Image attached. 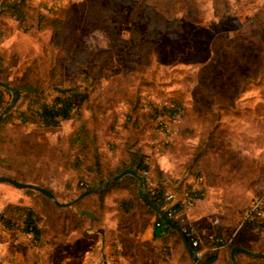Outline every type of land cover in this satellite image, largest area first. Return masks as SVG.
<instances>
[{
    "label": "rangeland",
    "instance_id": "1",
    "mask_svg": "<svg viewBox=\"0 0 264 264\" xmlns=\"http://www.w3.org/2000/svg\"><path fill=\"white\" fill-rule=\"evenodd\" d=\"M26 2L30 4L28 22L8 21L6 37L0 43V55L5 59L3 74L19 84L27 78L36 79L43 90L38 93V102L19 93L9 111L13 113L2 124L0 175L47 187L61 202L79 197L97 182L100 171L91 159L84 158L92 149L89 143L91 149L74 139L80 120L65 119L58 126L22 121L20 112L37 108L40 102L52 101L59 94L55 86L77 84L89 90L90 100L83 106L82 115L97 133L105 177L127 157L125 149L132 141L150 156L149 187L144 185V192L174 187L178 197L181 188L197 176L209 134L220 125L218 115L225 112L218 104L220 99L225 95L250 100L264 96V0ZM53 18L64 21L63 31L48 26ZM73 48L81 53L77 63L69 56ZM235 82L237 87L226 88ZM12 97V91H5L6 103ZM170 98L186 106L184 125L177 134L158 130L152 109V104L160 105ZM259 108L258 138L239 136L237 131H233L237 138H225L227 131L223 130L221 160L232 167L224 170L226 176L249 178L250 157L234 151L236 146L229 145L228 140L241 145L242 139H253L259 147L250 151L259 161L254 167L260 179L264 178V105ZM249 116L243 115L241 123L251 124ZM206 162L215 164L217 160L208 158ZM9 184L13 199L20 197L18 204L36 209L42 227L38 256L51 253L55 262L75 253V229L92 225L90 216L80 218L83 208L96 212L95 223L102 233L105 223L141 230L156 220L143 203L142 186L137 184L91 191L68 206L57 204L40 190ZM263 189L260 187L259 192ZM18 204L4 206L5 221L20 220L14 214ZM69 235L71 244L65 245ZM170 241L176 254L184 252L177 233ZM100 248L105 259L104 243Z\"/></svg>",
    "mask_w": 264,
    "mask_h": 264
},
{
    "label": "crops",
    "instance_id": "2",
    "mask_svg": "<svg viewBox=\"0 0 264 264\" xmlns=\"http://www.w3.org/2000/svg\"><path fill=\"white\" fill-rule=\"evenodd\" d=\"M9 21L13 23L15 20L11 18ZM5 37L6 35H3L0 43ZM237 86L238 83L235 82L226 85V88ZM220 100L221 102L218 104L221 105V110L224 111L225 109L224 113L219 114L220 125L218 129L221 131H217L215 138L208 145L206 154L200 161L204 180L200 182L196 177L190 179L195 186L204 188L203 195L197 199L192 207L185 208L182 213L193 227L196 236L201 240V257L207 253H216L212 264H235L232 257L234 246L238 245L254 252L264 253L263 230L253 225H246L239 229L232 243L216 250L212 249V245L216 243L219 236L229 237L233 233L241 218L244 203L259 193V188L264 186V182L260 180L259 171L256 170L257 166L254 167V163L259 161L254 157V153L250 152L253 149H259L257 141L242 139V144L238 145L236 141L228 140L229 145L232 143V146H236L234 151L251 159L249 162L252 173L247 180L240 176L235 177L234 174L225 175L224 170H232V167L221 160L223 153H221L219 143L222 142L220 138L223 130L227 131L224 135L225 138L232 136L237 138L238 134L235 135L233 131H237L239 136L258 138L259 122L262 117L259 106L264 105V96L250 100L243 96L225 95ZM243 115H250L249 117L256 122L252 121L248 125L242 124ZM247 127L250 129H245ZM232 146H230L231 149ZM208 158L217 160V162L208 164L206 162ZM10 185L12 184L6 181L0 182V264H197L188 252L183 240L182 247L185 253L176 254L173 242L170 241L168 243L170 254L159 259L157 254L159 248L156 245L163 243V238H155L154 224L141 230H131L125 225L107 226L108 224L105 223L106 230L105 233H102L95 223L97 214L94 211H92L94 218L90 217L92 225H81L75 229V253L67 254L66 257L60 258L56 262L54 261L55 256L52 258L51 253L42 258L38 256L39 250L42 248L40 241L35 240L33 232L22 229L23 214L14 213L21 218L17 222L10 217L14 223L11 226L7 225L9 220L5 221L3 217L5 215L4 206L6 204L8 206L13 205V203L18 204L20 200L19 195L15 200L13 199V190L8 188L11 187ZM9 191L11 193H8ZM11 212L10 215H12ZM83 217L80 211V218ZM71 235H69V241L65 245L71 244ZM169 239H172V235L169 236ZM101 243H104L105 259L100 256ZM57 249L58 247L54 248L55 251ZM235 257L239 264H264V256L250 254L243 250L237 251Z\"/></svg>",
    "mask_w": 264,
    "mask_h": 264
},
{
    "label": "trees",
    "instance_id": "3",
    "mask_svg": "<svg viewBox=\"0 0 264 264\" xmlns=\"http://www.w3.org/2000/svg\"><path fill=\"white\" fill-rule=\"evenodd\" d=\"M29 7H30V4H28L26 0H0V41L3 35H6L7 30L5 29H6V25L8 24L9 19L12 18L14 20H17L20 23L28 22V17L30 16V14H28L27 11L30 9ZM44 16L41 15L42 18H44ZM49 21H50L48 25L49 27L63 31L61 28L62 26L65 25L63 20H60V18H53V19H49ZM144 44H146V42ZM78 51L79 50H76L73 48L72 53L69 55L74 59L73 61H75V63L78 62L80 55H81V53ZM79 63L81 64L82 62L79 61ZM4 70H5V59L3 56L0 55V79L14 86L19 91L20 95L24 93L25 97L30 99L32 102L33 101L38 102V98H39L38 93H41L42 92L41 90H43V86L41 83H38L36 79L34 80L32 78H29V79L27 78L26 81H24L21 84L12 82L4 78V74H3ZM55 89L59 92V94L54 96L52 101L44 100L40 102L39 107L37 108L30 107L29 110H25V111L23 110L22 112H20V116L22 118V121L24 122H27L29 120L38 121L44 126H58L63 120L70 119V118L80 120L79 127L74 133L75 135L74 139L75 141L80 142L82 145L84 144L85 147L89 149L92 148L90 150L91 154L90 152H89V155L84 154V158L91 159V161L95 164L96 169L97 170L99 169L98 171H100V175H99L97 182L89 186L85 191H91L94 188L101 186L106 181L113 179L115 176L119 175L121 172L129 168L137 170L139 173H141L143 176V179L138 178L134 174L128 173L122 178H120L118 181L110 184L107 187L102 188V190H106V189H109L117 185L127 186V185H132V184L141 185L142 189L144 185H147L149 187L148 173L151 170L150 156L146 154L145 152H143L142 148L136 146V144L132 141L127 144V147H126L127 149H125L127 157L121 160L117 164V166H115L116 171H111V174L108 177L104 176V173L102 171V167H103L102 160L100 159L101 152L99 151V148L97 146L98 144L97 143L98 141L97 133L95 130L91 128L89 120L83 118V115H82L83 106L86 103H88L90 100L89 90L87 88L82 89L81 86L77 84L66 86V87L57 85L55 86ZM9 90L10 89H8L6 86L0 84V113L8 105V103H6L5 101V91H9ZM222 107H226V106H222ZM152 109H155L154 117L157 119L156 126L158 130L161 129L159 121L162 118L166 120H172L176 114H180L181 123H180V128H179L178 133L181 132L183 125H184V122H182V120H184L185 113H186V106L184 105L183 102H180L179 100L175 98H170L168 100V103H163L160 105L152 104ZM11 113L13 112L12 111L9 112V114H6L0 120V129L2 128V124L4 123V121L8 118V116L11 115ZM210 117H214V114L213 116H210ZM217 128H214L213 130H211V133L209 134V137H210L209 143L213 141V139L215 138V135L218 131ZM87 143H89L91 148L88 146ZM83 147H81L82 150L85 149ZM207 150H208V147L204 148L202 153L205 154ZM88 151L89 150L86 149V152ZM202 155L200 157H202ZM91 168H93V166H91ZM202 174H203V169L200 167L197 170L196 177H199ZM260 180L264 182V178ZM160 183H162V181H160ZM44 188L47 189L49 192H51L55 196L54 192L51 189L47 187H44ZM26 189L29 191L37 190L34 188H26ZM165 189H166L165 187H161L157 189L156 191L152 190L150 193L148 192L147 193L149 194V197L158 206H160L172 220L178 223L185 230L187 238L192 244L193 248L196 251L199 250L200 244L196 245L194 243V238H196L197 236L194 233V231H191L192 226L189 223V221L187 219L181 220L180 218H176L172 216L168 210L164 209V205L166 203L167 192L169 191L176 192L175 191L176 188L174 187H172V189L168 191H166ZM187 189L198 192L199 198L203 195V192H204V188L202 186H198V185L195 186L192 183H189L188 185L185 184V186L182 187L180 191L183 193ZM263 190L259 192L257 195H260L263 192ZM140 194H141L140 196L144 200L141 191H140ZM143 203H145L156 215V220L154 222V236L155 238H160V237L163 238V243L156 245L159 249L162 250V251L160 250L158 251V255L160 259H162L166 255L170 254L169 247H168L169 236L174 233H177L182 240H183V237L181 233L179 232V230L175 226L169 224L159 214L158 211H156L153 207H151L145 200ZM14 207H15L14 209L16 213L23 214L22 229L24 231L33 232L35 240L38 241L42 234V227L39 224V219L37 218L38 216H37L36 209L29 205H21V204L15 205ZM173 207H177L178 209H181L182 211L185 209L179 202L173 204ZM83 216H90V215L83 214ZM13 224L14 223L12 222L11 219L7 222L8 226H11ZM247 225H253L254 227H257L264 231V222L263 223L254 222V223L247 224ZM215 254L216 253H207L203 255L202 257L203 262L205 264H212L216 257Z\"/></svg>",
    "mask_w": 264,
    "mask_h": 264
},
{
    "label": "built area",
    "instance_id": "4",
    "mask_svg": "<svg viewBox=\"0 0 264 264\" xmlns=\"http://www.w3.org/2000/svg\"><path fill=\"white\" fill-rule=\"evenodd\" d=\"M164 103H168V100ZM160 128L167 134H177L180 128L181 116L180 114H176L172 120H166L162 118L160 121ZM199 181L202 182L204 180V175H200L198 177ZM197 199H199L198 192L194 190H185L180 197L177 196L175 192L169 191L166 194V203L164 205V209L168 210L169 213L181 220H185V217L182 213L181 209L177 207H173V204L179 202L184 208L192 207ZM174 202L173 204H171ZM254 222H264V190L260 195H256L250 203H248L243 209L241 213V218L236 229L229 237L219 236L214 245H212V249H219L225 247L226 245L233 242L236 233L240 228L246 226L247 224H251ZM193 230V227L191 228ZM194 243L199 245L201 243L200 238H194ZM197 253L202 256V250H197Z\"/></svg>",
    "mask_w": 264,
    "mask_h": 264
},
{
    "label": "water",
    "instance_id": "5",
    "mask_svg": "<svg viewBox=\"0 0 264 264\" xmlns=\"http://www.w3.org/2000/svg\"><path fill=\"white\" fill-rule=\"evenodd\" d=\"M0 84L6 86L8 89L12 90L13 92V97H12V100L11 102L4 108V110L0 113V120L4 117L5 114H7L12 108L13 106L15 105L18 97H19V91L12 85L4 82L3 80L0 79ZM128 173H131V174H134L136 175L138 178L140 179H143V176L141 173H139L137 170H134V169H126L124 170L123 172H121L119 175L115 176L113 179L111 180H108L106 181L104 184H102L101 186H98L96 188H94L93 190L91 191H97V190H100L104 187H107L109 186L110 184L118 181L120 178H122L123 176H125L126 174ZM0 181H9L19 187H22V188H34V189H37V190H40L41 192H43L45 195H47L48 197H50L51 199H53L57 204L61 205V206H68V205H71L73 203H75L76 201H78L80 198H82L83 196H85L86 194H88L89 192L91 191H85L83 192L79 197L75 198L74 200H71L69 202H61L59 201L51 192H49L47 189H45L43 186L39 185V184H36V183H33V182H24V181H20V180H17L13 177H10V176H4V175H0ZM142 192V196L144 198V200L151 206L153 207L156 211L159 212V214L171 225L175 226L179 232L181 233L182 237H183V241H184V244L186 245V248L188 250V252L190 253V255L193 257L194 261L197 263V264H205L202 260V257L197 253V251L193 248L192 244L190 243V241L188 240L187 238V235L185 233V230L178 224L176 223L174 220H172L167 214L166 212L160 207L158 206L150 197H149V194L147 192H144V190L142 189L141 190ZM81 213L82 214H89L91 216V218H94V213L90 210H87V209H82L81 210ZM239 250H243V251H246L250 254H258V255H261V256H264V253H261V252H254L252 250H249V249H246V248H243L241 246H234L232 248V257L235 261V264H239L238 261L236 260V257H235V254L237 251Z\"/></svg>",
    "mask_w": 264,
    "mask_h": 264
}]
</instances>
